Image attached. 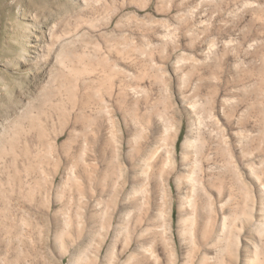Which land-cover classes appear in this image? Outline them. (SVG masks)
<instances>
[{
	"label": "rangeland",
	"instance_id": "rangeland-1",
	"mask_svg": "<svg viewBox=\"0 0 264 264\" xmlns=\"http://www.w3.org/2000/svg\"><path fill=\"white\" fill-rule=\"evenodd\" d=\"M0 264H264V0H0Z\"/></svg>",
	"mask_w": 264,
	"mask_h": 264
},
{
	"label": "bare ground",
	"instance_id": "bare-ground-1",
	"mask_svg": "<svg viewBox=\"0 0 264 264\" xmlns=\"http://www.w3.org/2000/svg\"><path fill=\"white\" fill-rule=\"evenodd\" d=\"M189 106L190 107H188V108H191V110L194 111V109L196 107V104L195 103L194 104L191 103ZM194 127L195 126H193V124H191L189 126V132L192 133V131L195 130L196 131L195 132L196 136L193 137V135H192L193 138L185 137L186 139H185V141L183 143V146H182L183 151L188 146L191 147V149H192L193 147L195 148V146L197 145L196 142H197V140L199 138V137H197V134H199L197 132H199L200 127H195V128ZM162 142L164 143V140ZM162 145H164V144H162ZM198 151H199V149H198ZM159 153H160V155H159ZM200 154H203V153L201 152ZM157 155H159V157H161V160H154L155 159L154 157H157ZM214 156H215V154H214ZM152 159H153V161H152ZM204 159H205V163H206V161H210L209 156H205ZM150 160L152 162L151 165L149 164L147 166V168H146L147 170L143 173V175L146 178L144 181H146L145 183H146L148 191L152 192V190L156 189V188L155 187L153 188V184H151V180H152L151 178H153L156 175H158L159 176V180L160 181L162 180L161 184H163V189L164 190H162V189L159 190V192H160V200H161V206H160V210L159 211H160V213L161 212H166L167 216H169V218H170V212H171L170 204L172 202V198H171V196L169 194V192H170L169 191V186H170V181H171L170 179L173 177V174L175 173L174 147H173V144H171V148L170 149L166 148V144L164 146L158 147V149H156L155 152L153 153V155L151 156ZM215 165H216V163H213L211 167H208L207 169H203V167L197 161L196 162L194 161V163L192 164L190 170H187L186 173H184L182 177L181 176L175 177V178L173 177L174 180L172 181V183H174L175 191L178 194H180L181 190L185 189L184 197H179L178 196L179 198L177 199V202L179 203V207H178L179 211H181L184 208L188 209V210H195L194 209L195 206H198L196 204V202H197L198 195H200L199 192L200 191H202L203 193L205 192V189H204V188H206L205 187L206 186L205 183H207L205 181V177L208 176V172L212 171V169L214 168ZM198 172L201 174L200 178H198L196 176L198 174ZM208 177H210V176H208ZM154 182H152V183H154ZM154 192H156V190H154ZM151 253H152V251H151ZM151 257H153V256H151Z\"/></svg>",
	"mask_w": 264,
	"mask_h": 264
}]
</instances>
